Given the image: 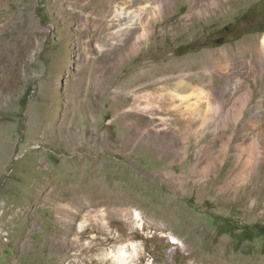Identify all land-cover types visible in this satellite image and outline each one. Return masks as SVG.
<instances>
[{"label":"rangeland","instance_id":"374dc122","mask_svg":"<svg viewBox=\"0 0 264 264\" xmlns=\"http://www.w3.org/2000/svg\"><path fill=\"white\" fill-rule=\"evenodd\" d=\"M91 1L0 0V264H93L122 243L132 264H264V166L261 196L233 198L242 165H206L210 74L228 98L232 68H264V0H171L123 54L138 22L102 29Z\"/></svg>","mask_w":264,"mask_h":264},{"label":"bare ground","instance_id":"6f19581e","mask_svg":"<svg viewBox=\"0 0 264 264\" xmlns=\"http://www.w3.org/2000/svg\"><path fill=\"white\" fill-rule=\"evenodd\" d=\"M115 2L116 0H92L87 4L88 7H92L94 11L100 15L102 19V29L109 28V22L106 18L109 15H112L114 18L111 19L114 26H119L124 19L130 23L134 22L137 24L138 22V26H132V24H130V27H123L121 34L125 35L124 44L114 46L113 51L116 54L133 52L137 46L144 41L143 39L146 40L149 33L153 31H151L150 28L153 24L148 21V16L151 15V19L154 17L153 15H160L162 9L170 6L172 3L171 0H163V4H156L154 7H151L146 4L140 6L135 5L139 4L138 0H122L118 2V4H115ZM208 2L213 6L219 5L217 0H208ZM131 7H135V9L131 10ZM111 34L113 35V33ZM117 35L118 31L113 35V38ZM261 43L264 47V36L261 39ZM220 58L221 57L217 52L211 55V61L216 67V69H214L215 72H218L219 69H221ZM193 64L195 67L198 65L196 61ZM199 65L202 66L203 63H200ZM193 66L191 65L188 67L191 69ZM172 71L173 68L168 67L164 70L163 67L159 66L157 69L155 68V70L151 71L150 74H147L146 71L140 74V77H138L137 80H144L145 82L143 81V85L139 83L138 85L135 83L136 80H132L128 86L143 90L148 86L153 77L160 74L162 75L166 72L171 73ZM245 73L246 72L241 70L231 69L230 74L234 75V81L232 86L228 88V98H226L224 94L225 89L218 87L219 85L216 84V75L214 76V74L211 73L210 80L208 81L209 92L207 97L212 101L211 108L208 109V112H211L209 117V131H211L213 135L208 146L213 156V161L206 165L209 167H213V165L217 164L222 165L227 158H232V162H236L237 165H242L241 170H236L235 173H231L226 181L228 193L233 198L243 195L248 189L250 183L254 185L251 195L255 197L261 196L260 179L262 178V168L264 166V68L259 67L256 69V67L253 66L251 72L246 73V75ZM179 74L182 75L183 73ZM163 75L159 79H166V75H164L165 77H163ZM246 76L252 78L255 82H257V80H261L262 82L260 89L262 95L255 101V91L250 85L249 80H246ZM200 118L201 119L197 123L198 131H200L201 125L204 121L202 116H200ZM239 123L241 124L239 128V138H235V128L239 126ZM109 202L112 203V201ZM138 215L139 212L131 211L128 208L123 211V216L129 220L134 219L136 221L139 217ZM100 219L101 221L106 222V212H101ZM80 229H83L82 224L79 225V230ZM107 234H111V232L108 231ZM171 241L180 246L183 244L174 236H171ZM127 247L128 244L125 243L115 245L109 252L98 254L90 258V260H87V262L93 264H132L133 258L129 255Z\"/></svg>","mask_w":264,"mask_h":264}]
</instances>
